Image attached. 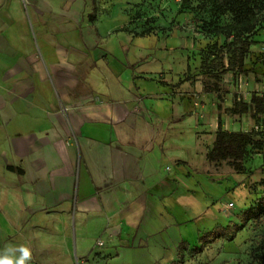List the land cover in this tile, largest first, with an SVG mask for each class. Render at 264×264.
Listing matches in <instances>:
<instances>
[{"label": "rangeland", "instance_id": "obj_1", "mask_svg": "<svg viewBox=\"0 0 264 264\" xmlns=\"http://www.w3.org/2000/svg\"><path fill=\"white\" fill-rule=\"evenodd\" d=\"M257 1L259 27L244 69L229 71L231 39L216 29L233 16L218 0H0V71L19 60L54 71L73 98L119 109L115 126L132 115L160 146L169 137L167 166L198 219L182 228L188 250L206 229L229 226L235 234L197 256L186 251L182 264H264V213L256 217L264 134L254 136L263 148H248L243 171L208 157L219 122L231 133L251 135L256 127L253 112L240 114L236 106L264 94V0ZM53 85L46 93L57 99ZM260 124L263 133L264 118ZM9 205L0 203V252L30 239L23 235L27 221L8 214ZM41 230H32L37 245Z\"/></svg>", "mask_w": 264, "mask_h": 264}, {"label": "crops", "instance_id": "obj_2", "mask_svg": "<svg viewBox=\"0 0 264 264\" xmlns=\"http://www.w3.org/2000/svg\"><path fill=\"white\" fill-rule=\"evenodd\" d=\"M30 65L0 71V203L27 221L28 264H175L182 228L198 219L167 166L169 137L160 146L132 115L115 126L119 109L73 98Z\"/></svg>", "mask_w": 264, "mask_h": 264}, {"label": "trees", "instance_id": "obj_3", "mask_svg": "<svg viewBox=\"0 0 264 264\" xmlns=\"http://www.w3.org/2000/svg\"><path fill=\"white\" fill-rule=\"evenodd\" d=\"M219 6L233 16V21L230 24L217 28V33L225 36L226 40L231 39L228 44L227 54L228 70L242 71L245 66V60L250 52L252 42L251 37L255 34L259 27V19L256 11L257 0H218ZM226 72V71H225ZM239 108L240 114L253 112V117L256 124L263 122L264 118V94L262 96L252 97L250 103H239L236 106ZM261 125V124H260ZM263 133L255 132L246 134L242 132H226L222 128L221 122L218 123L216 146L210 151L209 160H230L231 164L237 171H243L242 159L248 155V148L262 150L263 141L256 140L255 137L263 135ZM9 171L23 173L22 169L12 166L7 167ZM263 189V201L256 210V217L264 213V179L261 181ZM230 227L217 226L212 230L203 232L198 237V245L191 251L188 250L186 241L180 242L177 253L179 261L175 264H182L184 261L185 252H188L189 257H194L205 251L210 245L215 242H230L234 235H231ZM236 233V232H235ZM264 247V236L261 246Z\"/></svg>", "mask_w": 264, "mask_h": 264}, {"label": "clouds", "instance_id": "obj_4", "mask_svg": "<svg viewBox=\"0 0 264 264\" xmlns=\"http://www.w3.org/2000/svg\"><path fill=\"white\" fill-rule=\"evenodd\" d=\"M19 253V255H17ZM32 259V252L27 246L7 245L0 252V264H28Z\"/></svg>", "mask_w": 264, "mask_h": 264}, {"label": "built area", "instance_id": "obj_5", "mask_svg": "<svg viewBox=\"0 0 264 264\" xmlns=\"http://www.w3.org/2000/svg\"><path fill=\"white\" fill-rule=\"evenodd\" d=\"M261 126H262V125H258V124H256V127H255V130H256V131H255V130H254V131H255V132H259V130H260L259 128H260ZM227 207H228V208H233V207H234V203H233V202L228 203V204H227ZM103 244H104L103 242H100V243H99L100 246H102Z\"/></svg>", "mask_w": 264, "mask_h": 264}]
</instances>
